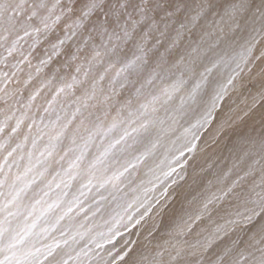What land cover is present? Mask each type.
Wrapping results in <instances>:
<instances>
[{
  "label": "snow or ice",
  "instance_id": "obj_1",
  "mask_svg": "<svg viewBox=\"0 0 264 264\" xmlns=\"http://www.w3.org/2000/svg\"><path fill=\"white\" fill-rule=\"evenodd\" d=\"M148 2L118 32L104 0H20L0 20V264H264V154L249 135L259 124L264 148V30L194 79L181 71L149 91L170 54L191 72L175 53L185 31L207 23L190 41L207 56L246 13L264 19V4L204 0L184 23L180 7L160 5L171 18L160 31ZM138 25L148 31L122 58ZM148 32L165 38L162 51L160 40L147 47ZM165 228L173 239L146 257L142 240ZM189 235L188 247L177 239Z\"/></svg>",
  "mask_w": 264,
  "mask_h": 264
},
{
  "label": "bare ground",
  "instance_id": "obj_2",
  "mask_svg": "<svg viewBox=\"0 0 264 264\" xmlns=\"http://www.w3.org/2000/svg\"><path fill=\"white\" fill-rule=\"evenodd\" d=\"M142 0H127L126 6L124 9H120V4L122 0H104L106 9L108 11V15L112 21L109 27V31H120V24L125 22L128 23L129 27H131V20H128V16L131 15L132 19H138V9H133V3H139ZM36 2V0H26L27 4H32ZM73 2H77V0H73ZM83 3H87L88 0H82ZM214 2H218V0H214ZM250 3H255V5L260 6L264 4V0H250ZM20 4V0H0V20H7V17L10 14H13V9H16ZM169 4H175L177 7L181 8L182 16L179 23H184L190 20L191 15H193L199 7L203 6L204 0H149L148 8L150 14L153 16L154 19L157 20L158 24L160 25V31H163V25L166 23L171 22V18H168L166 15L158 14V8L160 5L167 6ZM102 11V10H98ZM119 12V16L116 13ZM219 16L217 15L214 17L210 22L214 23L215 19H218ZM18 19V18H17ZM264 19L260 18L259 13L255 11V9L251 10L249 13H246L239 19L240 27L235 32H226L225 39L229 41V44H221L218 48L214 50V52H209L207 56H199L196 53H191V47L193 46L190 41L198 40L199 32L207 29V23L201 21L204 24V27L201 29H192L191 32L185 31L184 38L181 40L180 45L177 49H175L176 54L182 53L185 56V63L188 64L189 61H192L190 64L191 72L188 70H184L183 66L181 67H172L174 63L175 56L170 54L168 57L169 63L163 65L159 69L162 76L165 78L161 81L157 80L154 86L149 89L152 94H158L162 92L165 86L170 85L173 80L176 79V76L183 71L184 77L189 78L192 77L194 79L199 75V72L203 69L204 65L211 63L217 58V55H222L225 57H232L237 55L241 51V46L244 42L249 39L262 25ZM175 27L176 24H173L169 30V33L166 34L168 38L175 35ZM148 31V28L144 25H138L136 32L133 34V40L129 41L127 44L123 45L120 48L121 56L123 58L124 53L135 51V43L142 40L144 38V33ZM96 42H100L99 35L95 36ZM157 40L161 41V45L159 50H163V46L166 42L165 38L160 37L158 32H148V45L147 47H151ZM158 56V51L149 53V63L145 66L143 71L132 72L130 74V79L135 80H142L144 76L148 74L149 69L155 67V59ZM108 57L105 58L107 61ZM104 65H101L98 70H102ZM231 67H234V64L230 66H220L216 70H214L210 80L212 81L213 85L217 82H222L226 79L227 75L231 71ZM117 69H112L111 71L114 73ZM69 74H71L74 69L73 67H69L66 70ZM192 79H189V86L192 83ZM207 91H205V96L207 95ZM178 99V98H177ZM175 103V101L173 102ZM166 107V106H165ZM159 116H165L164 108L162 107L158 113ZM245 131H249L248 127H245ZM249 135L254 143V151L258 154H264V148L261 147V128L259 124H256L252 127ZM229 147H231V142L227 147L223 148V156L230 158ZM227 163V162H226ZM179 207V205H178ZM167 223V219L165 221ZM170 229H162L155 238H150L149 243H147L146 250H144V255L151 256L154 254V251L158 250L161 245L165 243V241L172 240L173 237L169 235ZM177 239H181L186 242L185 246L188 247L191 245L192 241H195L197 237L195 235H189L186 237H177ZM195 257L188 258V264H195Z\"/></svg>",
  "mask_w": 264,
  "mask_h": 264
},
{
  "label": "rangeland",
  "instance_id": "obj_3",
  "mask_svg": "<svg viewBox=\"0 0 264 264\" xmlns=\"http://www.w3.org/2000/svg\"><path fill=\"white\" fill-rule=\"evenodd\" d=\"M141 6H143V0H142L141 2H139V3H137V4H136V3H133V9H134V8L137 9V8H139V7H141ZM146 7H148V5H147ZM261 30H264V21H263L261 27H260L257 31H261ZM257 31H256V32H257ZM256 32H255L253 35H255ZM253 35H252V36H253ZM133 238L135 239V237H133ZM149 240H150V238H149L148 240H142V243L144 244V250H146L145 247H147V243H149ZM195 241H196V240H195ZM195 241H192L191 244L195 243Z\"/></svg>",
  "mask_w": 264,
  "mask_h": 264
}]
</instances>
